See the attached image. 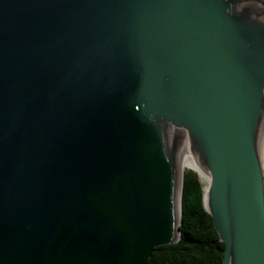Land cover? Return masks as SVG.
Wrapping results in <instances>:
<instances>
[{
  "label": "water",
  "instance_id": "obj_1",
  "mask_svg": "<svg viewBox=\"0 0 264 264\" xmlns=\"http://www.w3.org/2000/svg\"><path fill=\"white\" fill-rule=\"evenodd\" d=\"M263 123V0H0V264H148L183 151L221 264H264Z\"/></svg>",
  "mask_w": 264,
  "mask_h": 264
},
{
  "label": "trees",
  "instance_id": "obj_2",
  "mask_svg": "<svg viewBox=\"0 0 264 264\" xmlns=\"http://www.w3.org/2000/svg\"><path fill=\"white\" fill-rule=\"evenodd\" d=\"M181 211L180 240L158 246L148 264H221L225 244L205 208L204 187L192 168L184 172Z\"/></svg>",
  "mask_w": 264,
  "mask_h": 264
},
{
  "label": "bare ground",
  "instance_id": "obj_3",
  "mask_svg": "<svg viewBox=\"0 0 264 264\" xmlns=\"http://www.w3.org/2000/svg\"><path fill=\"white\" fill-rule=\"evenodd\" d=\"M260 152H261L262 160L264 161V123L262 125L260 132ZM187 165L193 167L200 174V177L205 182L204 191H207L210 182V176L208 172L198 163V161L195 158H193L191 155L183 151L181 166L185 167Z\"/></svg>",
  "mask_w": 264,
  "mask_h": 264
},
{
  "label": "rangeland",
  "instance_id": "obj_4",
  "mask_svg": "<svg viewBox=\"0 0 264 264\" xmlns=\"http://www.w3.org/2000/svg\"><path fill=\"white\" fill-rule=\"evenodd\" d=\"M189 168H192V169H193V167L187 165V166L184 167V171H185V169H189ZM200 180H201V182H202V184H203V187H204V186H205V182L202 180L201 177H200Z\"/></svg>",
  "mask_w": 264,
  "mask_h": 264
}]
</instances>
